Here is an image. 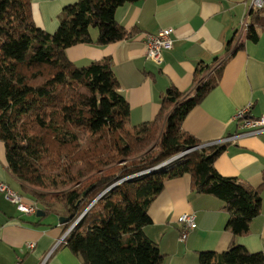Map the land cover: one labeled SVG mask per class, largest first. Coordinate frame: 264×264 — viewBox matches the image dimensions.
Wrapping results in <instances>:
<instances>
[{
	"label": "trees",
	"instance_id": "16d2710c",
	"mask_svg": "<svg viewBox=\"0 0 264 264\" xmlns=\"http://www.w3.org/2000/svg\"><path fill=\"white\" fill-rule=\"evenodd\" d=\"M136 1L77 0L62 9L56 31L48 33L35 25L29 0H0V141L7 168L20 194L38 209L70 217L63 231L86 209L62 241L82 264H160L157 244L143 231L151 223L147 209L165 180L184 174L195 192L222 200L233 236L246 234L259 213L264 180L253 188L214 168L226 144L196 148L139 174L201 144L181 124L218 85L224 61L199 63L188 91L169 87L155 118L129 128V106L111 59L76 66L67 58L65 50L75 44L131 38L133 31L119 25L114 13ZM250 15L247 38L255 40L264 13ZM198 261L262 264L264 255L232 243L222 253L199 252Z\"/></svg>",
	"mask_w": 264,
	"mask_h": 264
},
{
	"label": "crops",
	"instance_id": "0c3cea01",
	"mask_svg": "<svg viewBox=\"0 0 264 264\" xmlns=\"http://www.w3.org/2000/svg\"><path fill=\"white\" fill-rule=\"evenodd\" d=\"M29 1L35 25L53 33L62 9L77 0ZM249 4L250 0L123 3L116 8L114 18L124 29L133 31L131 38L104 46L75 44L65 53L76 66L111 59L119 92L129 106V128L155 118L160 98L169 87L188 91L199 63L224 61L218 85L187 113L181 124V129L201 144L217 142L243 131L233 120L239 109L249 105V118L264 117V26L255 27V40L247 38L252 21ZM242 20L246 29L240 27ZM162 29H172L173 42L170 49L163 50L162 61L157 64L145 56V37ZM90 35L95 38V29L90 30ZM238 45L240 48L232 51ZM213 165L222 176L260 187L264 180V131L226 145ZM0 181L21 193L19 182L7 168L2 141ZM260 197L259 213L250 221L248 232L233 236L226 229L229 213L222 200L195 192L190 175L184 174L164 181L147 209L151 223L143 231L157 244L162 254L160 264H199V252L222 253L232 243L264 255V187ZM184 213L193 215L195 226L181 241L179 218ZM62 234L59 216L22 213L0 192V264H82L64 243L52 249ZM27 243L33 246L28 248Z\"/></svg>",
	"mask_w": 264,
	"mask_h": 264
},
{
	"label": "built area",
	"instance_id": "2783aa9c",
	"mask_svg": "<svg viewBox=\"0 0 264 264\" xmlns=\"http://www.w3.org/2000/svg\"><path fill=\"white\" fill-rule=\"evenodd\" d=\"M248 10L249 12L260 11L264 13V0H250ZM240 27L246 29L245 20L241 21ZM172 42H173L172 29H162L154 35L153 34L146 35L145 37L146 58L153 61L154 63L159 64L162 61L163 50L170 49L172 47ZM248 111H249V105L239 109L233 116V120L239 123L240 129H242L243 131L234 134H229L217 142L203 143L195 146L194 148L187 149L181 153L174 155L173 157L167 159L166 161L160 163L159 165H156L151 169L145 170L139 174L148 173L152 170L160 169L196 148L211 146L215 144H226V145L234 144L241 137L257 134L264 131V117H259L256 119L249 118ZM0 192L3 193V195L7 200L15 204L17 209L22 213L35 214L36 211L38 210L37 204L35 202L25 199V197L22 194L14 191L12 188H10L2 181H0ZM85 210L65 229V231H63L61 238L55 243L52 249H54L58 244L62 243L64 237L74 228V226L77 224L79 219L84 214ZM179 221L182 225L179 239L181 241H184L189 231L192 230L195 226L194 217L191 213H184L179 218ZM32 246H33L32 243H27L28 248H31Z\"/></svg>",
	"mask_w": 264,
	"mask_h": 264
},
{
	"label": "water",
	"instance_id": "95a60500",
	"mask_svg": "<svg viewBox=\"0 0 264 264\" xmlns=\"http://www.w3.org/2000/svg\"><path fill=\"white\" fill-rule=\"evenodd\" d=\"M164 165V164H162ZM161 166V165H160ZM132 177V176H131ZM130 178V177H129ZM45 215V212H43L42 210L38 209L35 213L36 217H43ZM70 217H59V223L63 224L65 222H67L69 220Z\"/></svg>",
	"mask_w": 264,
	"mask_h": 264
},
{
	"label": "rangeland",
	"instance_id": "374dc122",
	"mask_svg": "<svg viewBox=\"0 0 264 264\" xmlns=\"http://www.w3.org/2000/svg\"><path fill=\"white\" fill-rule=\"evenodd\" d=\"M10 188H11V187H10ZM13 190L16 191L14 187H13Z\"/></svg>",
	"mask_w": 264,
	"mask_h": 264
}]
</instances>
